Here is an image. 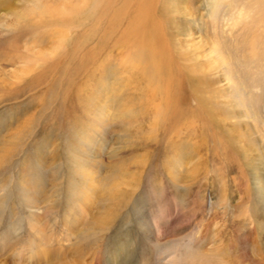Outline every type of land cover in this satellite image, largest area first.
I'll return each mask as SVG.
<instances>
[{"label": "rangeland", "instance_id": "rangeland-1", "mask_svg": "<svg viewBox=\"0 0 264 264\" xmlns=\"http://www.w3.org/2000/svg\"><path fill=\"white\" fill-rule=\"evenodd\" d=\"M0 264H264V0H0Z\"/></svg>", "mask_w": 264, "mask_h": 264}]
</instances>
